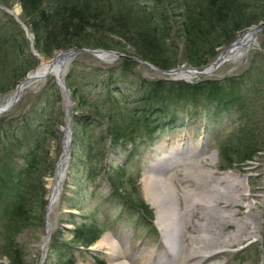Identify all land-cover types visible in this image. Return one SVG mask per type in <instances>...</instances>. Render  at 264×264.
I'll use <instances>...</instances> for the list:
<instances>
[{"label":"rangeland","instance_id":"1","mask_svg":"<svg viewBox=\"0 0 264 264\" xmlns=\"http://www.w3.org/2000/svg\"><path fill=\"white\" fill-rule=\"evenodd\" d=\"M134 1L136 3L133 9L138 11L139 8H146L149 12L155 14L156 19L158 14L166 10V16L168 14L169 18L167 19L168 24L169 26H176L175 29L181 23L177 7L178 3L181 2L180 0ZM112 3L115 6V11H117L116 5L118 3H115V1ZM127 3L129 4V0H127ZM260 6L261 8L264 7V0L260 3ZM15 8H18L17 14L12 12ZM21 11L19 0H0V38L6 40L4 48L9 51L3 56L5 65L0 73V81L6 88H9L12 81L26 68V65L22 63L17 55L18 52L22 51L21 48L25 53L24 59L34 60L36 65L16 85L25 80L30 72L38 68L42 63L41 57L50 60L58 53L46 56L35 48L37 54L33 53L29 39L31 37L32 41L34 40L32 32L24 24L27 28L26 32L16 20L17 18L21 21ZM3 13L19 24L23 35H19L8 19L2 18ZM157 21L158 19L154 20L153 25H156ZM159 24L163 25L162 22ZM250 27L238 33L236 39ZM168 34V42L170 44L174 42L175 50H177L175 54H168V56L175 59L177 54L179 58H183L186 52L183 37L175 30H169ZM257 42L258 44L254 45L242 59L226 60L211 76H195L184 80L190 83L206 79L226 81L232 76H240L247 72V75H249L251 73V77L245 82V86L253 91L258 89L252 101L254 103H250L246 113L240 115L239 118H236L238 113L233 109L219 111L213 105L207 108L206 106L210 104L209 100L201 97L200 101L202 103L199 106L202 107V110L199 109L198 112L192 115L187 113L188 109L193 107L191 102L188 103L190 107L185 106L177 111L178 117L172 116L170 118L161 115L157 120V124L160 126L155 132L158 135L154 139L149 141L139 139L137 143H127L125 145L113 144L111 140H108L106 144L99 146L90 138L91 131L99 132V129L92 127L86 129L81 125V120L77 123L72 114L73 102L68 113V122L72 131L69 168L62 184L59 202L50 213L51 216L48 217L51 226L50 239L41 264H59L61 252L65 253L62 256L67 257V259L72 257L74 264H113L116 261H112L107 249L99 247V243L106 235L114 241H118L119 248L124 252L117 262L128 261L130 264H192L194 261H199L200 256L193 257L188 262H183L181 257L189 254L195 244L202 247L201 249H205L206 240L209 238L207 233L210 237L221 240L226 235L237 231L238 223L245 222L250 213L242 199H240V202L233 200L235 196L230 181L217 184L218 178L227 171L233 172V177L243 180V189L245 188L249 193V196H246L247 198L245 197L244 200L255 201L254 207L250 211L259 213L262 217L259 237L249 244L253 240L247 237L250 225L246 224V235L244 234V237H239L238 241L225 246L224 249L226 250L202 260L200 264H264V27L257 35ZM12 45L18 50L17 52H15ZM228 47H218L216 49L217 55L211 62L216 60ZM210 63L201 67V69L206 68ZM119 64L120 58L106 61L90 53H81L71 61L65 79L75 65L81 71L90 67L106 68ZM191 67L193 66L187 65L185 61L180 59L176 67L158 68L171 70ZM135 70L137 75L153 80L172 79L174 77L166 72H160L142 64H138ZM129 77L125 76L128 79H124L122 82L126 92L133 88L132 81L137 78L135 74H130ZM16 85L8 92L0 91V105L17 88ZM53 86H56V88H53ZM246 89L248 88L246 87ZM44 91L48 92L49 99L52 98L55 101L53 102L55 105L51 109L55 110V117L61 120V124L59 126L60 132L55 137L50 136L46 144L48 153L45 155L44 166L48 169L50 166H55V171L43 178L47 190L46 208H44L42 214L43 219L42 221L36 220L33 224L22 229L14 239L21 252L23 264H39L42 257V245L47 235V226L45 227L44 222L45 219L47 220L46 212H48L51 184L55 180L57 164L65 146V110L68 97L63 92L57 78L50 75L41 82L35 83L22 91L18 97L19 100L17 99L8 110L0 114V122L6 125V130H11L14 126L26 120L28 124L37 123L42 113L48 111L44 105L46 101ZM165 122L173 123L166 127L164 126ZM90 141L91 143L88 144ZM248 143L256 147L253 153L254 156L252 159L241 161V156L246 154L244 147ZM90 147H93L91 151H89ZM105 148L109 149L104 157L101 151ZM226 151L230 153V158L225 156ZM247 154L249 153L247 152ZM121 166L124 169L120 170L119 167ZM173 167L175 168L169 173L173 175L172 183L177 190L178 207L175 211L169 213L167 223H172V218L176 215L179 219L183 218V214L187 218L183 224V231L179 235L183 246L182 254L180 253L179 257L177 251L172 250L170 237L163 232L158 223L157 207L145 196L143 188V180L148 173L156 174L155 176L165 179L166 171ZM106 168H116L117 172H114V174L124 182L123 192L126 193L128 201L132 200L134 207H129L119 195L112 192L107 182ZM204 168L212 170L214 174L208 181L198 182L196 174ZM119 178L117 179L119 180ZM185 185L196 192L202 193L207 198L209 197L212 200L211 207L208 208L205 203L196 201L190 209H186L185 200L182 196ZM144 205L147 206V209ZM168 205L167 203V207ZM230 213L234 215V220H231ZM2 221L0 217V225L3 226ZM85 222L99 225L104 230L100 239L88 248L76 245L72 241L75 228L82 226ZM2 226H0V264H11L10 259L4 253L5 240L9 236L8 233L2 232ZM203 234L208 238L202 237ZM193 237L195 242H192Z\"/></svg>","mask_w":264,"mask_h":264},{"label":"trees","instance_id":"2","mask_svg":"<svg viewBox=\"0 0 264 264\" xmlns=\"http://www.w3.org/2000/svg\"><path fill=\"white\" fill-rule=\"evenodd\" d=\"M113 1L118 3L117 11ZM113 1L19 0L22 9L20 19L32 32L33 45L38 52L51 56L72 47H88L124 54L119 65L90 67L81 71L75 65L66 77L74 102L73 118L77 123L81 120L86 129H99V132L91 131L90 137L99 146L108 140L125 145L137 143L139 139H154L158 135L155 132L160 126L157 120L161 115L178 117L177 111L190 107V102L193 107L187 113L192 115L202 110L199 106L201 97L209 100L207 108L213 105L219 111L233 109L238 113L236 118L244 115L249 104L254 103L258 88L253 91L245 86L251 73L232 76L226 81L153 80L137 75L138 63L131 56L162 69L176 67L180 59L187 65L204 67L217 55L218 47L229 46L238 33L264 19V7L260 6L263 0H180L177 7L181 23L176 29V26H169L166 10L156 16L158 21L153 25L157 20L155 14L146 8L133 9L134 0H129V4L127 0ZM2 18L8 19L19 35H23L19 24L10 16L3 13ZM169 30H175L183 37L186 50L183 58L177 54L175 59L168 56L177 51L175 43L170 44L167 40ZM5 41L0 38V73L5 65L3 56L9 52L4 48ZM13 48L18 51L15 46ZM21 50L17 55L26 68L9 88L0 81V91H10L35 67L36 62L24 59L25 53L23 48ZM130 74L137 78L132 81L133 88L126 92L122 82L130 78ZM44 94V105L48 111L42 113L37 123L28 124L27 120H22L21 124L6 130V125L0 122V217L3 220V226H0L2 232L9 236L5 238L4 253L11 264H23L21 252L14 242L15 236L34 221H42L47 193L43 178L55 171V166L49 169L44 166L48 153L46 144L50 136L55 137L60 132L61 120L51 109L55 101L49 99L47 91ZM172 123L165 122L164 126L169 127ZM255 148L251 143L246 144V154L241 156V161L252 159ZM108 149L101 151L104 157ZM225 156L231 157L228 151ZM119 169L124 168L121 166ZM105 172L112 192L129 207H134L132 200L128 201L123 192L124 182L114 174L116 168H106ZM103 231L101 226L85 222L75 228L72 241L88 248L100 239ZM62 255L65 253L61 252L59 264H74L72 257L67 259Z\"/></svg>","mask_w":264,"mask_h":264},{"label":"bare ground","instance_id":"3","mask_svg":"<svg viewBox=\"0 0 264 264\" xmlns=\"http://www.w3.org/2000/svg\"><path fill=\"white\" fill-rule=\"evenodd\" d=\"M12 12L14 14H17L18 8H15L14 10H12ZM256 39L257 36L255 35L254 30L248 29L238 38L237 43L228 50V52L225 55L226 57L225 59L226 60L242 59L244 56L248 54V52L254 47V45L257 44ZM100 58L106 61H110L112 60L113 56L110 53H103ZM41 59H42V63L38 66V68L30 72L28 76L25 78V80H23L20 84H18L17 88L12 91L8 99L0 105V109L12 103L16 99V97H19L22 91H24L26 88H28L29 86L35 83L41 82L46 77L50 75H54L58 79L62 76H65L66 71L72 61L69 57L64 55L56 57L55 60L53 61H51V59L45 60L42 57ZM207 71H209V69H207ZM196 74H197V70H190V71L181 70L179 72L174 73V75L185 79H191ZM65 139L67 141L68 137L66 136ZM68 164H69V155L68 152H66L59 163L58 172L56 174L55 180H53L51 184V192L49 196V204H48V212H47V235L42 245L43 250H45L44 248L45 243L47 244L50 239L51 226L48 221V217L59 202L61 190H62V184L67 174ZM174 168L175 167L166 171L167 173L165 174L166 175L165 179H161L159 178V176L158 177L155 176L156 174L153 175V173H148V175H146V178H144L143 180L144 181L143 188H144L145 196L154 206L157 207L158 223L160 224V227L162 228L163 232L166 235H168V237H170L172 250L175 252L177 251V256H178L180 255V253L182 254V247H183L179 239V235H181V232L183 231V224L185 223L187 218H185L184 214H183V218L181 217V219H179V217L176 215L172 218V223H167L169 213H171V211L172 212L175 211L176 208L178 207L177 190L175 189L176 188L175 185L172 183L173 175H170L169 173ZM212 174H214L212 170H208L204 168L201 169L198 174H196V178L198 182H202V181L206 182L213 176ZM233 175L234 173L231 171L224 172V174L220 178H218L217 184H220L223 181H230L232 191L235 196L233 200L240 202V199H242V202L245 203L247 208L249 209L250 213L248 214L246 221L243 223H238L237 231L233 232L232 234L226 235L221 240H216L214 239V237H210L209 233H207L209 238L205 236V234L201 235L206 239L208 238V240H206L207 243L205 245V249H201L202 247L195 244L194 248H192L189 254L182 255L181 258L183 262H188L191 258L200 256L199 261L197 260L194 261V263H192V264H200L202 260L208 259L214 256L215 254L226 250L224 249L225 246L231 244L232 242L238 241L239 237H244L246 235L245 234L246 224L250 225V228L247 231V237L250 240H256V238L259 237L262 217L260 216L259 213L250 211L251 208L254 207L255 201L244 200L246 196H249V193L247 192L248 190H246L245 188L243 189L242 186L244 185L243 180L241 179L239 180L233 177ZM182 196L184 197L185 200L186 209H190V207L194 205L196 201L199 203L202 202L205 203V205L208 208L209 206L211 207L212 200L209 199V197L207 198L202 193L192 190L187 185L183 187ZM236 196H237V200H236ZM167 203L169 204L168 207H167ZM229 215L231 216V220L235 219L232 213H230ZM117 242L118 241L116 240L114 241L108 235H106L103 238V240L99 243V247L107 249V253L111 255L112 261L113 262L116 261L113 264H130L128 261L117 262L118 258L122 256L124 253L123 250L119 248ZM192 242H195L194 237L192 239ZM215 264H220V263H215Z\"/></svg>","mask_w":264,"mask_h":264},{"label":"water","instance_id":"4","mask_svg":"<svg viewBox=\"0 0 264 264\" xmlns=\"http://www.w3.org/2000/svg\"><path fill=\"white\" fill-rule=\"evenodd\" d=\"M6 10L8 12H10L8 9H6ZM16 20L20 24V26H22V28L27 32V28L24 25V23H22L17 18H16ZM263 27H264V19L261 20L260 22H258L257 24L252 25L249 29H253L254 32H255V35L257 36L258 33L260 31H262ZM29 39L31 41V48H32L33 53L34 54H37V51L33 47L32 38L30 37ZM237 41H238V39H236L235 41H233L229 45V47L226 50H224L222 52V54H220L218 56V58L216 60H214V61H212L210 63V66H208V67H206L204 69H200L198 67H191V68H183V69L177 68V69H171V70H162V69L158 68L157 66L151 64L150 62L144 61V60L139 59V58H137L135 56H131V59L134 60L135 62H137L138 64H142L144 66H147L149 68L155 69L157 71L166 72V73H168L170 75H173L174 77L172 79H174V80H188V79H185V78L178 77V76L174 75V73L179 72L181 70H188V71H190V70H197V74L195 76H205V77H207V76H211L214 73V71L220 65H222L225 62V60H226L225 59L226 58L225 57L226 53L228 52V50L230 48H232L237 43ZM256 43L258 44L257 39H256ZM81 53H90V54H93V55L98 56V57H101V55L103 53H110L113 56L112 60H110V61H113L115 59H118V58H121V57L124 56L123 53H120V52H117V51H114V50H106V49H102V48L72 47V48H69V49H66V50L59 51L57 53V56L53 57L51 59V61L55 60L56 57L61 56V55L67 56L71 60H73V59H75ZM207 69H209V71H207ZM57 80H58L59 85L63 89V92H65V94L68 97V103H67L66 110H65V122H66V127H65V133H66V135H65V138L67 136L68 137V140L66 141V139H65L64 152H63V154H62V156H61V158H60V160H59V162L57 164L56 174L58 172L59 163H60L62 157L64 156V154L66 152H68L69 159H70V147H71V143H72V131L70 129V125H69V122H68V119H69L68 111L71 108V106L73 105V101H72V97H71L70 90H69V88L66 85L65 76H62V77L58 78ZM17 86H18V84L16 85V87ZM17 99H18V97H16V99L12 103H10V104L6 105L5 107L1 108L0 109V114L2 112H4V111L8 110L17 101ZM67 168H69V164H68ZM46 215H47V213H46ZM46 226H47V220L45 219V227ZM254 241L255 240L249 242V244L252 243V242H254ZM44 248L46 249V243H45V247ZM44 256H45V250H42V257H41V260H40L39 264L42 263V261L44 259Z\"/></svg>","mask_w":264,"mask_h":264}]
</instances>
